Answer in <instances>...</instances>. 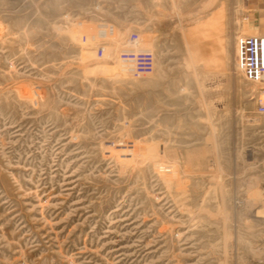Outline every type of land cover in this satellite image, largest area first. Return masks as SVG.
<instances>
[{
	"label": "rangeland",
	"instance_id": "rangeland-1",
	"mask_svg": "<svg viewBox=\"0 0 264 264\" xmlns=\"http://www.w3.org/2000/svg\"><path fill=\"white\" fill-rule=\"evenodd\" d=\"M130 32L150 76L118 61ZM239 34L264 0H0V264H264Z\"/></svg>",
	"mask_w": 264,
	"mask_h": 264
},
{
	"label": "built area",
	"instance_id": "built-area-1",
	"mask_svg": "<svg viewBox=\"0 0 264 264\" xmlns=\"http://www.w3.org/2000/svg\"><path fill=\"white\" fill-rule=\"evenodd\" d=\"M99 28V31L108 30L107 27L103 29L99 26ZM99 38L103 37L99 36ZM104 49L106 48L97 50L99 59L104 57ZM121 59L128 60L127 74L134 78L147 77L155 71L156 54L151 47L146 45L139 32H130L127 35L125 44L119 52L118 61L120 62ZM236 66L246 81L260 85L264 90V34L238 35ZM258 113L264 114V103L261 99L258 103Z\"/></svg>",
	"mask_w": 264,
	"mask_h": 264
}]
</instances>
